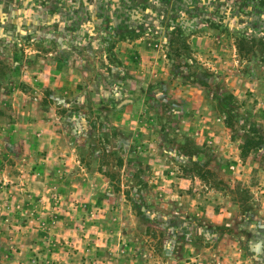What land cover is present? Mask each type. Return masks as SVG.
Segmentation results:
<instances>
[{
  "label": "rangeland",
  "instance_id": "374dc122",
  "mask_svg": "<svg viewBox=\"0 0 264 264\" xmlns=\"http://www.w3.org/2000/svg\"><path fill=\"white\" fill-rule=\"evenodd\" d=\"M0 264H264V0H0Z\"/></svg>",
  "mask_w": 264,
  "mask_h": 264
},
{
  "label": "trees",
  "instance_id": "16d2710c",
  "mask_svg": "<svg viewBox=\"0 0 264 264\" xmlns=\"http://www.w3.org/2000/svg\"><path fill=\"white\" fill-rule=\"evenodd\" d=\"M121 36V35H120Z\"/></svg>",
  "mask_w": 264,
  "mask_h": 264
}]
</instances>
